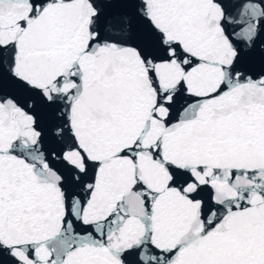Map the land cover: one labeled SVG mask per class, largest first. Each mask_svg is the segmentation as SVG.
Segmentation results:
<instances>
[{
  "label": "snow or ice",
  "instance_id": "snow-or-ice-1",
  "mask_svg": "<svg viewBox=\"0 0 264 264\" xmlns=\"http://www.w3.org/2000/svg\"><path fill=\"white\" fill-rule=\"evenodd\" d=\"M0 264H264V0H0Z\"/></svg>",
  "mask_w": 264,
  "mask_h": 264
}]
</instances>
